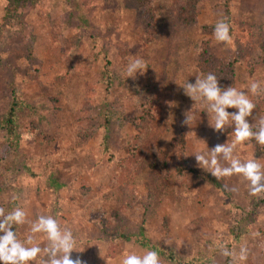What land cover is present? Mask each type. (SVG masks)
<instances>
[{"label":"rangeland","instance_id":"1","mask_svg":"<svg viewBox=\"0 0 264 264\" xmlns=\"http://www.w3.org/2000/svg\"><path fill=\"white\" fill-rule=\"evenodd\" d=\"M179 1L151 0L152 34L130 0H41L11 17L9 1L0 0V120L14 88L23 100L18 138L11 144L0 128V208L26 213L13 226L21 242L32 235L28 246L45 249L46 233H31V224L50 215L72 230L71 256L86 264H120L149 250L161 264H264V192L251 195L242 174L217 179L195 159L194 152L231 144L234 125L215 131L203 103L179 85L203 76L197 61L210 39L211 52L234 64L230 86L256 104L246 119L257 131L264 92L253 96L249 87L259 81L264 89V0H201L191 25L173 22ZM222 18L229 43L214 37ZM135 57L148 67L125 80ZM160 79L167 87H149ZM188 111L191 125L181 123ZM233 158L264 171V145L255 139L237 144ZM180 164L195 172L180 175ZM46 259L42 251L29 264Z\"/></svg>","mask_w":264,"mask_h":264},{"label":"clouds","instance_id":"2","mask_svg":"<svg viewBox=\"0 0 264 264\" xmlns=\"http://www.w3.org/2000/svg\"><path fill=\"white\" fill-rule=\"evenodd\" d=\"M214 37L218 43L231 42L230 25L226 19H219L214 25ZM147 64L142 57H135L128 61L122 71L125 80L129 77L135 79L137 74H144ZM183 92L194 104L203 103L206 111L214 120L210 123L215 131L224 130L225 125L232 123L234 125V140L231 144H217L207 152H194L197 164L203 169H207L215 178L219 179L232 174H242L250 183V194L255 196L264 192V171L262 166L255 161L249 160L241 162L233 158V152L236 145L249 139H255L260 145H264V117L258 121L257 131L252 130V126L246 119L251 116L256 104L245 94L232 86L222 89L219 85L217 76L213 73L206 75H196L194 83L187 81L179 84ZM249 91L253 96L264 92L259 81L250 83ZM234 108L238 111L229 112L227 109ZM191 111L184 114L181 122L185 125H191L193 116ZM221 158L229 162L228 167L220 164ZM0 264H29L35 261L38 255L43 251L47 259L43 264H86L79 256L72 258L76 240L71 229L62 228L58 221L52 216L40 215L38 219L31 224V233H46L48 245L41 249L38 245H32L33 237L29 235L27 241L21 242L13 230L16 224L26 222V213L20 208L5 215L4 209L0 208ZM165 243H169L165 241ZM223 255L234 256L233 253L224 249ZM241 260L247 258L246 249L242 248ZM120 264H161L158 252L149 250L143 254L130 252L124 256Z\"/></svg>","mask_w":264,"mask_h":264},{"label":"trees","instance_id":"3","mask_svg":"<svg viewBox=\"0 0 264 264\" xmlns=\"http://www.w3.org/2000/svg\"><path fill=\"white\" fill-rule=\"evenodd\" d=\"M8 17L14 16L18 13L19 9H24L26 5H35L41 0H8ZM136 10L141 14V20L144 27L148 33L154 34L156 30V10L154 6L151 5V0H130ZM201 0H185L183 2H176L174 4L175 10L173 11V22L176 24L191 25L198 21L197 18V5ZM26 9V8H25ZM228 22H231L230 15L228 14ZM200 53L197 61V68L203 74L213 73L217 76L219 80V85L222 89L227 88L235 81L234 76V64L228 62L224 58H220L213 54L210 50V39H205L201 43ZM169 57L163 63V74H165L167 67L169 65ZM165 74L164 77L167 80L169 77ZM161 79L157 82L151 83L149 87L154 90L167 87V83L160 85ZM157 85L158 87H155ZM159 94V93H158ZM22 98L19 93L14 88L12 91V97L9 107L0 120V128L5 131V136L8 140H11V144L14 139L18 138V125H17V112L22 105ZM150 103H154V99L150 100ZM156 105V104H155ZM112 114L106 115L105 127L109 129V124L112 120ZM151 117L150 114L145 115V119ZM231 132V129L227 131ZM176 171L180 175L185 173H194L195 169L189 167L187 164H180L175 167ZM143 245L147 246V243L142 242ZM178 264H193L191 261L178 262Z\"/></svg>","mask_w":264,"mask_h":264}]
</instances>
